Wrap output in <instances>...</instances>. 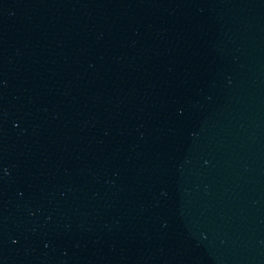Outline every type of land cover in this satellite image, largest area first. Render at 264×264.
Listing matches in <instances>:
<instances>
[{"label": "water", "instance_id": "1", "mask_svg": "<svg viewBox=\"0 0 264 264\" xmlns=\"http://www.w3.org/2000/svg\"><path fill=\"white\" fill-rule=\"evenodd\" d=\"M0 264H264V0H0Z\"/></svg>", "mask_w": 264, "mask_h": 264}]
</instances>
